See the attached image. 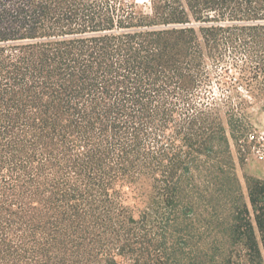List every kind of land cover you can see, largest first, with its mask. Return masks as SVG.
<instances>
[{
    "label": "trees",
    "instance_id": "obj_1",
    "mask_svg": "<svg viewBox=\"0 0 264 264\" xmlns=\"http://www.w3.org/2000/svg\"><path fill=\"white\" fill-rule=\"evenodd\" d=\"M255 104L264 0H0V264L259 252L231 152Z\"/></svg>",
    "mask_w": 264,
    "mask_h": 264
},
{
    "label": "rangeland",
    "instance_id": "obj_2",
    "mask_svg": "<svg viewBox=\"0 0 264 264\" xmlns=\"http://www.w3.org/2000/svg\"><path fill=\"white\" fill-rule=\"evenodd\" d=\"M143 5L147 0H135ZM249 111V132L247 137L234 142L231 140L232 158L239 182L241 201L245 204L248 214L247 218L253 228V234L258 244L259 252L249 251L246 247H239L241 254H244L239 264H264V229H259L256 222L260 218V203L255 207L249 200V188L247 181L250 178L257 179L264 183V110L258 105L248 108Z\"/></svg>",
    "mask_w": 264,
    "mask_h": 264
}]
</instances>
